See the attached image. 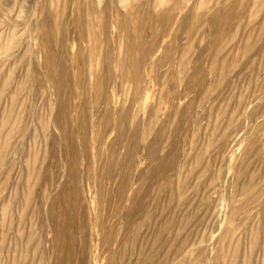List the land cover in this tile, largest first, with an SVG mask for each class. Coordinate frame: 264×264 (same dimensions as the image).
<instances>
[{"label": "rangeland", "instance_id": "1", "mask_svg": "<svg viewBox=\"0 0 264 264\" xmlns=\"http://www.w3.org/2000/svg\"><path fill=\"white\" fill-rule=\"evenodd\" d=\"M0 264H264V0H0Z\"/></svg>", "mask_w": 264, "mask_h": 264}]
</instances>
